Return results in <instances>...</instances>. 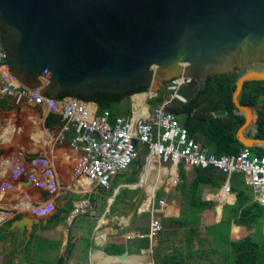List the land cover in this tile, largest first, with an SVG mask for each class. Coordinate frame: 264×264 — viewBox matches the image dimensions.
Returning <instances> with one entry per match:
<instances>
[{
  "label": "water",
  "instance_id": "95a60500",
  "mask_svg": "<svg viewBox=\"0 0 264 264\" xmlns=\"http://www.w3.org/2000/svg\"><path fill=\"white\" fill-rule=\"evenodd\" d=\"M0 47L19 85L51 100L165 96L176 80L235 74L228 96L247 112L234 134L264 150L255 129L241 130L257 108L240 96L244 82L264 81V0H0ZM31 224L22 217L9 230Z\"/></svg>",
  "mask_w": 264,
  "mask_h": 264
},
{
  "label": "crops",
  "instance_id": "0c3cea01",
  "mask_svg": "<svg viewBox=\"0 0 264 264\" xmlns=\"http://www.w3.org/2000/svg\"><path fill=\"white\" fill-rule=\"evenodd\" d=\"M199 84L194 82L183 86L182 90L188 92L189 97L183 98L180 95L184 100L181 102L188 103L194 95L192 90H195ZM139 94H144L145 96L142 103L134 107L135 101L133 97ZM159 96L160 101L158 100ZM168 96L169 91L167 95L163 96L160 90L155 92L150 89L147 92L125 97L119 103L118 115L146 119L152 109L168 99ZM0 103H3L2 106L0 105V235H2V239H0V264L2 261L3 264L10 261L16 264L19 263L20 260L15 261L12 258H7L14 253L25 254V246L30 239L41 244L43 240L51 242L49 239H46V234L59 230V227H52V225H55L53 219L59 220V225L62 228H65V225L68 228L72 224L71 231L69 230L72 234L70 240L67 239V236H64V242H61L62 247L66 248L65 254L62 256L59 252L58 256L55 257V259L62 258L63 264H118L119 261L113 259L120 258L119 256L123 254L125 258H137L136 262L139 264H155L153 259V249L154 245H156L155 239L148 246L140 247L138 251L127 252L124 250V247H126L128 242L142 240L140 236L147 233L151 218L160 219L159 213L167 214V210L165 209L167 205L164 201H161L162 203H159V201L156 209H154V206H151L150 202L146 208H143V203H145L147 198L142 200V204L138 205L137 215L149 211L148 209L151 207L149 211L150 219L143 234L132 230L127 231L125 228L128 226L130 216H123L116 210L111 211L110 214L107 212V216L105 215L103 218L99 217L96 220V226L89 233L86 224H88V219L93 220L96 215L95 212L88 213L87 209L90 207L88 197L91 193L95 195L99 191H108L113 187L114 183H118L119 188H128L131 192L137 188L141 189L149 198L146 186L150 185L145 183V179L151 174L154 173L156 175L155 183L151 186L156 185L159 180L155 190V193H157V188L164 185V182L173 185L177 180H180L181 171L184 174L185 171H194L195 169L182 168L174 164L148 159L146 150L142 148L139 151L138 159L126 171L118 174L122 176L121 180L116 182L115 178L118 175L115 176L108 189L103 190L96 186H81L71 178L72 169L77 158L76 152L69 145V142L74 137V132L72 129L68 131L62 130L63 120L61 115L51 112L47 108L34 106L26 100L16 101L15 99L1 95ZM193 111L191 110L190 115ZM244 112H247V109L238 110L234 108L233 111L238 117ZM211 115L227 121L225 114L218 115V113L212 112ZM203 117L200 116L198 119H203ZM255 120V118L243 120L241 130L249 133L254 132L255 129L256 133ZM178 121L184 125L182 118L180 119L179 117ZM235 127L234 124L233 130ZM237 137H241V135L239 133L236 135L233 131V136L231 137L232 147L241 148L247 146L250 148L252 154H254L255 148H260L262 152L264 151L259 145L244 141L238 142ZM197 139L198 143H202L204 138L202 134H198ZM204 151L208 154L207 150ZM140 166H142L143 175L146 178L144 177L142 182V175L139 183L144 186L140 188L141 186L139 185L135 189L134 185L128 187L133 182H128L129 179L126 176L128 173L140 168ZM47 169H51L54 172L55 192H51L49 188H41L44 183L40 174ZM230 177L231 175L225 176L223 190L215 192L220 186L217 189L203 186L204 188H212H209L211 191L206 193L205 198L214 203V209L221 217L223 206L232 205L235 201V194L225 189V187L228 188ZM241 177L244 179L243 176ZM193 178L194 176L190 180ZM233 183L236 186L237 181H233ZM117 192L118 190L114 191V196ZM93 198L94 208L97 209L98 207L95 203L96 197L94 196ZM252 198L253 201H256L254 195ZM80 203L85 204L84 212L68 221L67 219L73 208ZM49 206H51V210L47 214H39L40 209ZM22 217L28 218L32 222L31 225L26 226L22 235L19 234V230L17 229L9 230L10 225L7 228L4 227L5 224H11L14 220ZM107 223H111L112 226L115 224L118 227L117 231L111 232L109 227H105ZM82 225L86 226L85 229L82 228ZM262 232L264 233V221ZM246 234L247 232L244 227L232 225L230 228V238L233 240L240 239ZM21 240L24 242H20ZM43 245L44 248L48 247V244ZM112 247L118 249L109 253L104 251V249ZM58 248L60 251L61 246ZM30 255H32V252ZM136 262L129 261L126 264H135ZM119 264L123 263L119 262Z\"/></svg>",
  "mask_w": 264,
  "mask_h": 264
},
{
  "label": "built area",
  "instance_id": "2783aa9c",
  "mask_svg": "<svg viewBox=\"0 0 264 264\" xmlns=\"http://www.w3.org/2000/svg\"><path fill=\"white\" fill-rule=\"evenodd\" d=\"M184 85L187 80L170 83L168 99L152 109L146 119L123 115L111 117L107 110L99 112L94 102L70 96L51 100L33 89L20 86L8 70L5 52L0 47V95L16 101L26 100L61 115L62 130L72 129L74 132L69 145L77 154L71 176L77 184L108 189L112 179L126 171L144 148L148 159L161 163L216 170L226 176L239 174L244 177L256 202L264 206V151L258 156L244 146L230 155L207 154L168 110L173 99L184 101L178 94ZM40 175L44 183L41 188L55 192L54 172L47 169ZM83 203L73 208L68 221L84 212ZM49 210L51 206L40 209L39 214L45 215ZM160 230V219L151 218L147 233L140 238H147L148 244L154 239L157 243Z\"/></svg>",
  "mask_w": 264,
  "mask_h": 264
},
{
  "label": "trees",
  "instance_id": "16d2710c",
  "mask_svg": "<svg viewBox=\"0 0 264 264\" xmlns=\"http://www.w3.org/2000/svg\"><path fill=\"white\" fill-rule=\"evenodd\" d=\"M235 74L212 75L205 77L199 86L192 90L193 98L188 103H183L177 99H173L168 110L178 119L184 120V126L188 131V136L193 138L198 143V134H202L203 141L198 143L203 150H207L208 154L216 156L234 154L239 150V147L231 146V137L233 136V125L239 118L233 113L234 105L228 96V87L234 80ZM188 85V84H187ZM185 86V85H184ZM183 87V86H182ZM179 88L178 94L183 98H187L188 92ZM145 89H134L126 94H102L97 93L86 101L94 102L97 105L98 111L107 110L111 117L118 116L119 103L125 98L136 93L144 92ZM240 96L254 103L257 108L256 114V135L264 140V81H246L242 84ZM69 97L68 94H60L58 98ZM160 96L158 97V100ZM160 101V100H159ZM2 106L3 103H0ZM191 110H194L191 113ZM212 112L218 115H226L227 121L220 117H214ZM204 116L203 119L198 117ZM255 155H261L260 148L254 149ZM214 172L223 174L216 170H194V178L189 184H186L183 172H180V183L177 185L180 195H185L187 199L188 213L177 219L181 226L194 224L195 217L206 209L207 204L199 201V191L203 186H210L217 189L224 183V177L214 174ZM233 181H237L236 186ZM241 187V188H239ZM228 191L235 194V201L232 205H224L222 208V217L219 222L212 224L207 228V234L210 237V243L214 247L212 252L218 249L241 256L240 264H264V233L262 232V224L264 221V206L253 201V194L250 188L245 184L244 179L239 174H232L229 183ZM183 197V196H182ZM54 223L59 220L53 219ZM161 224V220H160ZM10 223L4 225L7 228ZM232 225L244 227L248 232L240 239H231L229 237L230 228ZM161 238V230L157 235V243L153 252L159 247V239ZM2 239V235H0ZM43 240V239H42ZM142 247L148 246V239L142 238ZM43 244H48L44 248ZM54 245L43 240V243L29 240L25 246V253L34 252L37 248L50 249ZM32 247V248H30ZM118 248H106V253L114 252ZM209 254H205L208 256ZM30 257L36 259H27V261L17 264H63V259L45 260L39 257ZM184 256L182 252H172L170 254L159 255L156 264H183ZM6 264H16L12 261Z\"/></svg>",
  "mask_w": 264,
  "mask_h": 264
},
{
  "label": "rangeland",
  "instance_id": "374dc122",
  "mask_svg": "<svg viewBox=\"0 0 264 264\" xmlns=\"http://www.w3.org/2000/svg\"><path fill=\"white\" fill-rule=\"evenodd\" d=\"M143 172V168L142 166H140V168H138L137 170L128 173V175L126 176V178L129 179L128 182H133L128 187H132V185H134L135 189V187H139L140 185V188H142L144 185L139 184V181L141 176L143 175ZM184 174L186 178V184H189L191 181L190 179L194 176V171H185ZM214 174L224 177L223 174L217 172H214ZM121 178L122 176L118 175L115 178L116 182H119ZM146 179L145 182L151 186L155 183L156 175L153 173ZM158 183L159 180L157 181V184ZM179 183L180 180H177L175 183H173V185L171 183L164 182V185L157 188V193H155L157 184L154 185V191L149 200L151 206H154V209L158 207L159 201H164V203L167 205V208H165L167 210V214H158L161 220V238L159 239L158 249L153 252L154 263L156 264V262L158 261L159 255L170 254L172 252H182L184 256L183 264H240L241 256L234 254L231 251L224 252L218 249L216 252H212V249L214 247L210 243V237L207 234V228L212 224L219 222L221 219V215L219 213L217 214L214 209V203L205 198L206 193L208 191H211L210 189L212 188L203 187L199 191V201L201 203L207 204V206L206 209L199 213L194 220L190 219V222L194 221L195 223H190L183 226L179 224L177 219L182 216H186L188 213L187 199L185 198V195H182L183 197L180 195L177 187ZM118 185V183H114L113 187L110 190L99 191V193L95 195L94 193H91V195L88 197L90 206L87 209L88 213L95 212L96 215L93 220L88 219V224H86L89 233H91L96 226V220L99 217L103 218L105 215L107 216V212H109L110 214L113 210H116L123 216H130L128 226L125 228L127 231L132 230L136 231V233L143 234L146 230L150 219L149 211L151 207L148 209L149 211L142 212L140 215H137L136 212L138 205L142 204V200L146 198L148 199V196H146V194L141 189L137 188L136 190L131 192L128 188H119ZM115 190H118V192L114 196ZM220 190H223V184L219 187L218 190H215V192ZM94 196L96 197L95 203L98 207L97 209L94 208ZM111 200L112 202L110 203ZM59 224L60 222L52 225L53 228L59 227L58 231L48 233L45 236L46 239H49L54 246L50 249L37 248L32 253L33 257H39L45 260L52 261L56 256H58L59 252L62 254V256L65 254L66 248L62 247L61 242H64V236H67V239L70 240L72 236L70 232L72 224L68 228L66 225L65 228H62ZM85 227V225H82L83 229H85ZM105 227H109V229H111V232L117 231L118 228L115 224L112 226L111 223H107ZM229 237H231L230 234ZM20 242L24 241L21 240ZM143 242V240L128 242L126 247H124V250H126L127 252L138 251V249L142 247ZM60 246L61 248L59 251L58 247ZM29 254L30 252H28L27 254L14 253L12 256H8L7 259L12 258L15 261L20 260L19 263L25 262L27 261V259H36L30 257ZM205 254L209 255L205 256ZM1 264H3V261Z\"/></svg>",
  "mask_w": 264,
  "mask_h": 264
},
{
  "label": "bare ground",
  "instance_id": "6f19581e",
  "mask_svg": "<svg viewBox=\"0 0 264 264\" xmlns=\"http://www.w3.org/2000/svg\"><path fill=\"white\" fill-rule=\"evenodd\" d=\"M144 94H139V95H137V96H134L133 97V99H134V101H135V105H134V107H136V106H139L141 103H142V100H143V98H144ZM137 111V110H136ZM137 115V114H136ZM10 129V128H9ZM7 131V130H6ZM10 137V136H9ZM4 138V137H3ZM2 138V139H3ZM50 138V137H49ZM14 139V138H13ZM144 177H145V175H143V177H142V182H143V180H144ZM146 178V177H145ZM147 180V179H146ZM146 183V182H145ZM140 184V183H139ZM147 184V183H146ZM15 188V187H14ZM146 190L148 191V193H149V198L152 196V193H153V191H154V186H146ZM149 198H148V200H146L145 201V203H144V205H143V208H146L147 207V205H148V203H149ZM113 260H117V261H119V262H121V263H123V264H126L127 262H129V261H134V262H136L137 261V258H125L124 257V259H120V258H114ZM119 262H118V264H119ZM113 264V263H112ZM134 264V263H133ZM135 264H139V263H135Z\"/></svg>",
  "mask_w": 264,
  "mask_h": 264
},
{
  "label": "flooded vegetation",
  "instance_id": "af4514ba",
  "mask_svg": "<svg viewBox=\"0 0 264 264\" xmlns=\"http://www.w3.org/2000/svg\"><path fill=\"white\" fill-rule=\"evenodd\" d=\"M167 87H168V85H167Z\"/></svg>",
  "mask_w": 264,
  "mask_h": 264
}]
</instances>
